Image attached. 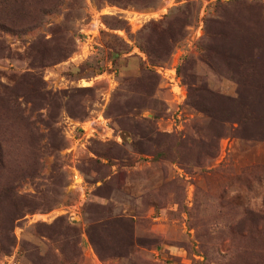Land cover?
<instances>
[{"label": "rangeland", "instance_id": "rangeland-1", "mask_svg": "<svg viewBox=\"0 0 264 264\" xmlns=\"http://www.w3.org/2000/svg\"><path fill=\"white\" fill-rule=\"evenodd\" d=\"M0 264H264V0H0Z\"/></svg>", "mask_w": 264, "mask_h": 264}, {"label": "built area", "instance_id": "built-area-1", "mask_svg": "<svg viewBox=\"0 0 264 264\" xmlns=\"http://www.w3.org/2000/svg\"><path fill=\"white\" fill-rule=\"evenodd\" d=\"M96 15L97 13L93 15L92 22L89 24L87 28L83 30L84 37H86L88 41L90 40L93 43L92 47L101 46L99 39H100L101 32L104 30L103 25L100 26V22L97 21ZM173 70L175 71V68ZM175 79L176 77L172 76L171 82L174 83V86H173L174 90L176 88L178 89L177 90L178 93L176 92L174 93L181 97L183 95V93L181 92L182 85L180 81H178V83H175ZM99 125H102L99 119H92L86 122L77 123V125L74 127V130L78 133L80 132L82 137L80 136L79 139L81 140L82 139L88 140L90 138H95V137H99L100 139H103V140L111 139L112 130L108 128V126L104 123L103 125L104 130L102 132H99L97 129ZM75 179L76 180L78 179L77 175H75ZM79 187H80V181H79Z\"/></svg>", "mask_w": 264, "mask_h": 264}]
</instances>
